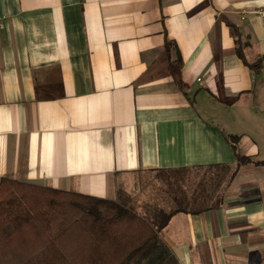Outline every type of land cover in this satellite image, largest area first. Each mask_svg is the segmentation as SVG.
<instances>
[{
    "label": "crops",
    "instance_id": "0c3cea01",
    "mask_svg": "<svg viewBox=\"0 0 264 264\" xmlns=\"http://www.w3.org/2000/svg\"><path fill=\"white\" fill-rule=\"evenodd\" d=\"M261 7L0 0V180L113 200L157 227L174 211L158 233L179 264H264Z\"/></svg>",
    "mask_w": 264,
    "mask_h": 264
},
{
    "label": "trees",
    "instance_id": "16d2710c",
    "mask_svg": "<svg viewBox=\"0 0 264 264\" xmlns=\"http://www.w3.org/2000/svg\"><path fill=\"white\" fill-rule=\"evenodd\" d=\"M237 52L246 62L242 46ZM226 139L239 164L251 162L239 150L240 136ZM173 214L159 228L113 200L5 177L0 264H179L158 233Z\"/></svg>",
    "mask_w": 264,
    "mask_h": 264
},
{
    "label": "built area",
    "instance_id": "2783aa9c",
    "mask_svg": "<svg viewBox=\"0 0 264 264\" xmlns=\"http://www.w3.org/2000/svg\"><path fill=\"white\" fill-rule=\"evenodd\" d=\"M255 12L264 19V7L256 9ZM244 16L245 15H243V18H245ZM199 80H200V78H199Z\"/></svg>",
    "mask_w": 264,
    "mask_h": 264
},
{
    "label": "rangeland",
    "instance_id": "374dc122",
    "mask_svg": "<svg viewBox=\"0 0 264 264\" xmlns=\"http://www.w3.org/2000/svg\"><path fill=\"white\" fill-rule=\"evenodd\" d=\"M154 189H155V187H154Z\"/></svg>",
    "mask_w": 264,
    "mask_h": 264
}]
</instances>
